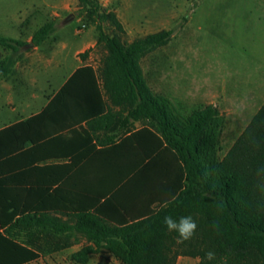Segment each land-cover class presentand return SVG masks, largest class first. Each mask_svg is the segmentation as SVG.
<instances>
[{
  "label": "crops",
  "instance_id": "obj_1",
  "mask_svg": "<svg viewBox=\"0 0 264 264\" xmlns=\"http://www.w3.org/2000/svg\"><path fill=\"white\" fill-rule=\"evenodd\" d=\"M17 23L19 36L0 39L21 42L22 19ZM96 44L88 39L71 61L66 42L49 52L35 45L24 57L0 44V66L7 73L0 76V182L46 189L25 193L28 213L43 202L45 214H68L75 207L123 224L156 213L179 193L184 169L177 154L107 92L105 66L92 62ZM84 68L92 73L76 75ZM36 229L0 224V264L19 263L20 254H27L23 248L37 253L41 243L31 233ZM42 245L37 258L20 264H82L73 259L77 250L51 240ZM108 259L121 262L111 253ZM108 259L100 257L96 264ZM200 263L199 257L184 255L176 261Z\"/></svg>",
  "mask_w": 264,
  "mask_h": 264
},
{
  "label": "trees",
  "instance_id": "obj_2",
  "mask_svg": "<svg viewBox=\"0 0 264 264\" xmlns=\"http://www.w3.org/2000/svg\"><path fill=\"white\" fill-rule=\"evenodd\" d=\"M78 2L98 6L95 0ZM52 29L53 25L40 29L33 43L38 45L46 40L53 33ZM172 35L170 30L161 31L127 45L100 30L99 42L108 45V57L102 70L107 92L130 110L134 120L147 121L145 129L174 151L183 165V183L175 198L156 213L123 224H114L98 212L73 207L68 216L75 217L76 222L71 227L59 217L28 213L25 193L45 191L43 186L12 188L0 182V224L51 228L56 234L74 228L95 245L73 255V259L82 264H87L90 255L101 249H106L122 264H176L180 255L199 257L200 264H217L205 259V253L212 246L206 241V225H209L208 231L220 238L219 251L227 248L245 253L254 247L261 253L264 264V106L228 155L219 160V137L223 128L219 109L207 105L184 116L168 97L155 95L144 78L140 60L167 45ZM8 41L21 45L8 39H0V44L6 46ZM89 71L92 73L91 69H79L76 75ZM43 206V202L38 204V207ZM166 216H191L196 223L199 217L201 227H197L190 240L178 242L177 233L169 232L164 225ZM21 251L27 254H20L19 263L10 264L33 260L44 248L37 246V253L26 248Z\"/></svg>",
  "mask_w": 264,
  "mask_h": 264
},
{
  "label": "rangeland",
  "instance_id": "obj_3",
  "mask_svg": "<svg viewBox=\"0 0 264 264\" xmlns=\"http://www.w3.org/2000/svg\"><path fill=\"white\" fill-rule=\"evenodd\" d=\"M95 3L96 8L78 0H0V36H19L17 20L21 18V45L8 41L5 47L18 50L24 57L35 48L32 38L35 33L53 25L51 36L36 45L42 52L66 42L71 61L74 50L90 39L97 43L92 62L104 64L108 45L99 42L100 30L127 45L151 34L172 31L167 45L140 60L144 78L155 95L171 99L184 116L207 105L219 109L223 128L217 155L223 160L264 106V0H95ZM71 16L74 18L67 21ZM27 43L33 46L27 47ZM1 69L0 66V76L7 75ZM42 209L37 206L35 213L45 214ZM49 215L59 217L71 227L76 222L68 214ZM200 223L198 217V228ZM36 228L31 233H35L41 247L44 240H51L54 245L62 243L70 251H80L91 244L86 235L74 228L58 234L51 228ZM206 229L207 244L212 245L209 251L215 252L217 264H262L261 253L254 247L245 253L227 248L219 251L220 238L208 231L209 225ZM100 257L108 259L110 253L101 249L91 256V263L96 264ZM107 264L122 263L109 260Z\"/></svg>",
  "mask_w": 264,
  "mask_h": 264
},
{
  "label": "clouds",
  "instance_id": "obj_4",
  "mask_svg": "<svg viewBox=\"0 0 264 264\" xmlns=\"http://www.w3.org/2000/svg\"><path fill=\"white\" fill-rule=\"evenodd\" d=\"M164 225L169 232L177 233L178 242L190 240L195 235L198 227L196 221L191 216H181L179 218L166 216L164 217ZM205 259L214 261L216 259L215 252H206Z\"/></svg>",
  "mask_w": 264,
  "mask_h": 264
},
{
  "label": "water",
  "instance_id": "obj_5",
  "mask_svg": "<svg viewBox=\"0 0 264 264\" xmlns=\"http://www.w3.org/2000/svg\"><path fill=\"white\" fill-rule=\"evenodd\" d=\"M73 18H74V16H71L67 21H70V20L73 19ZM30 46H33V43L30 44Z\"/></svg>",
  "mask_w": 264,
  "mask_h": 264
}]
</instances>
